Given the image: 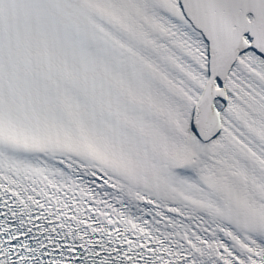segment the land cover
<instances>
[{
  "label": "snow or ice",
  "instance_id": "snow-or-ice-1",
  "mask_svg": "<svg viewBox=\"0 0 264 264\" xmlns=\"http://www.w3.org/2000/svg\"><path fill=\"white\" fill-rule=\"evenodd\" d=\"M0 264H264V0H0Z\"/></svg>",
  "mask_w": 264,
  "mask_h": 264
}]
</instances>
